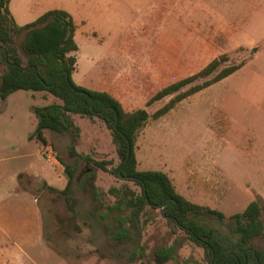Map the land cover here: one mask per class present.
<instances>
[{"label": "rangeland", "instance_id": "1", "mask_svg": "<svg viewBox=\"0 0 264 264\" xmlns=\"http://www.w3.org/2000/svg\"><path fill=\"white\" fill-rule=\"evenodd\" d=\"M101 1L13 0L20 12L30 14L16 16L19 25L53 9L73 13L79 47L74 82L112 94L129 111L141 108L152 115L174 97L147 106L154 94L214 60L221 62L218 70L195 84L240 65L160 119H149L139 132L136 157L139 170L165 173L176 191L196 204L230 217L259 200L264 218V0H127V6L115 10L112 6L111 13L104 4L108 1ZM54 102L45 92L25 90L0 99V191L8 190L13 180L17 185V175L24 172L22 183L39 200V205L32 201V208H43L48 243L46 250L31 247L34 258H17L16 264H156L152 250L173 243L176 236L178 256L166 264L203 262V249L181 231L170 233L159 211L152 214L155 221L152 218L143 234L146 256L131 262L134 247L112 240L102 220L106 210L94 199V187L106 193L108 203L113 201L107 194L112 186L127 183L139 188L111 172L81 167L73 184L77 217L69 221L64 198L48 189L65 187L63 166L57 161L59 170L54 172L53 153L51 161L42 153L50 146L55 155L66 156L70 137L47 130L46 142L30 139L37 127L32 108ZM74 119L81 128L78 152L117 165L116 147L103 121ZM89 173L94 176L87 178ZM227 222L228 218L224 224H208L227 234Z\"/></svg>", "mask_w": 264, "mask_h": 264}, {"label": "trees", "instance_id": "2", "mask_svg": "<svg viewBox=\"0 0 264 264\" xmlns=\"http://www.w3.org/2000/svg\"><path fill=\"white\" fill-rule=\"evenodd\" d=\"M9 3L10 0H0V99L6 101L20 90L45 92L56 99L54 103L32 108L37 127L30 139L46 142L47 130L70 137L66 156H60L58 152L55 155L63 166L66 185L63 189L48 187L49 191L64 198L71 213L69 221L74 222L77 217L78 202L73 190L75 176L82 166H90L132 181L139 188L135 190L127 183L112 186L107 194L113 201L108 203L106 193L94 187V199L106 210L102 220L107 222L112 240L134 247L131 262L146 256L143 234L152 221V214L159 211L170 233L177 235L181 231L203 249V262L195 264H264L261 201L253 200L242 213L227 217L219 210L196 204L179 194L165 173L139 170L136 157L139 132L149 119H160L184 99L227 78L241 66L224 68L211 79L195 84L218 70L221 62L214 60L197 74L154 94L147 106L168 96L174 97L152 115L141 108L129 111L110 93L89 90L74 82L73 73L78 62L75 54L79 47L75 41L76 24L70 13L61 9L49 10L34 22L21 26L15 22ZM187 86L190 88L181 92ZM75 116L103 121L116 147L117 165L111 160H95L89 154L78 152L81 128L76 124ZM93 176L94 173L86 175L87 178ZM227 218V234H221L208 224L210 221L224 224ZM74 227L81 232L79 226ZM178 251L179 238L176 236L171 244L157 245L151 257L156 264H166L177 258Z\"/></svg>", "mask_w": 264, "mask_h": 264}, {"label": "crops", "instance_id": "3", "mask_svg": "<svg viewBox=\"0 0 264 264\" xmlns=\"http://www.w3.org/2000/svg\"><path fill=\"white\" fill-rule=\"evenodd\" d=\"M98 1L101 0H96V4ZM106 1L108 2L104 4L110 8V13L112 6L114 10L122 6H127V0ZM9 9L15 22L16 16L22 19L30 15L26 10L20 12L18 5L14 3L13 0H10ZM40 14L41 13L37 14V16ZM70 14L74 17L73 13L70 12ZM38 18H36V20ZM74 19L75 18H73V20ZM108 21L111 22V17L108 18ZM104 22H106V20H104ZM77 27L78 26H76L75 41L78 35ZM46 148L48 152L42 153V157L51 161V153H53L55 157L53 148L50 146ZM57 161V159L56 161H51L54 172L59 170ZM24 176V172L19 173L17 175V185L15 180H13L12 183L8 185V190L5 189L0 191V264H16L17 258H34L30 251L31 247L43 246L45 250L47 249L48 243L45 233L43 208L39 206L38 208H32V201H34V204L39 205V200L37 196L32 193L31 188L22 183L21 179H24ZM36 177H40V175H36Z\"/></svg>", "mask_w": 264, "mask_h": 264}]
</instances>
